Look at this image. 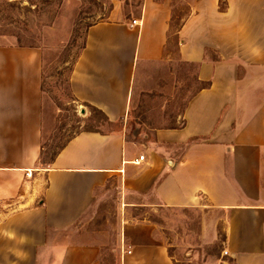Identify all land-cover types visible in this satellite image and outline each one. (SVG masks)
Masks as SVG:
<instances>
[{
  "label": "crops",
  "instance_id": "1",
  "mask_svg": "<svg viewBox=\"0 0 264 264\" xmlns=\"http://www.w3.org/2000/svg\"><path fill=\"white\" fill-rule=\"evenodd\" d=\"M182 1L177 55L209 87L188 100L181 125L135 139L80 132L42 169L41 54L0 45V202L15 205L0 219V264H179L145 218L124 220L109 259L82 243L73 229L112 183L124 208L200 211L199 248L221 224L227 255L189 252L186 264H264V0H226L224 11L219 0ZM171 3L143 0L133 27L123 18L89 26L68 77L72 98L127 122L138 64L166 58Z\"/></svg>",
  "mask_w": 264,
  "mask_h": 264
},
{
  "label": "rangeland",
  "instance_id": "2",
  "mask_svg": "<svg viewBox=\"0 0 264 264\" xmlns=\"http://www.w3.org/2000/svg\"><path fill=\"white\" fill-rule=\"evenodd\" d=\"M142 1L0 0V45L32 47L41 54L43 133L38 169L45 168L58 150L80 132L124 130L126 138L135 139L139 130L150 134L158 128L181 125L186 103L201 87L195 78V68L179 61L177 55L175 33L188 14V7L182 0L171 3L165 60L144 68L138 64L134 71L127 122L107 124L97 113L76 102L70 93V68L82 49L87 28L120 18L131 21L140 13ZM224 1L221 0L222 5ZM120 192L118 184L112 183L97 193L92 207L73 229L82 243L98 245L106 259L114 256L123 222L132 217L157 224L163 238L172 246L170 254L179 264H186L189 252H196L199 261L208 256H221V224H218L217 241L199 248L200 211L150 210L143 206L124 208ZM129 198L139 204L153 202L150 196ZM14 206L11 202H0V219L14 210ZM207 212V222L216 221V210Z\"/></svg>",
  "mask_w": 264,
  "mask_h": 264
},
{
  "label": "trees",
  "instance_id": "3",
  "mask_svg": "<svg viewBox=\"0 0 264 264\" xmlns=\"http://www.w3.org/2000/svg\"><path fill=\"white\" fill-rule=\"evenodd\" d=\"M225 5H226V0L224 1V4L222 5L221 4V0H219V8H220V10L221 11H224V9H225ZM30 48H32V47H30ZM82 48H83V46H82ZM79 55V54H78ZM78 57V56H77ZM76 57V58H77ZM75 62V61H74ZM74 64V63H73ZM73 66V65H72ZM71 70H72V67L70 68V72H71ZM201 85V87H200V89H205V88H208L209 87V83H203V84H200ZM199 89V90H200ZM83 106H85V107H87L88 109H90L91 111H93V112H95V113H97L101 118H102V120H104L107 124H109V125H122V120H119V121H116V122H110V121H108V119L99 111V110H97V109H95V108H93V107H91V106H89V105H87V104H82ZM118 131H121V130H118ZM118 131H113V132H118ZM85 132H93V133H102V132H99V131H85ZM66 144H64L59 150H58V152L60 151V150H62L63 149V147L65 146ZM57 152V153H58ZM57 153L54 155V157L52 158V160L55 158V156L57 155ZM51 160V161H52Z\"/></svg>",
  "mask_w": 264,
  "mask_h": 264
},
{
  "label": "built area",
  "instance_id": "4",
  "mask_svg": "<svg viewBox=\"0 0 264 264\" xmlns=\"http://www.w3.org/2000/svg\"><path fill=\"white\" fill-rule=\"evenodd\" d=\"M134 25H136V20H132L131 23H130V27H133ZM138 160H143V157H139ZM129 253V252H128ZM223 255L226 256L227 255V252L223 251Z\"/></svg>",
  "mask_w": 264,
  "mask_h": 264
}]
</instances>
